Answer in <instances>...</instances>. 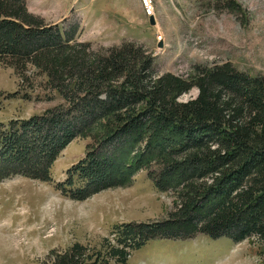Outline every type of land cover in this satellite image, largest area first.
Wrapping results in <instances>:
<instances>
[{"label": "trees", "instance_id": "16d2710c", "mask_svg": "<svg viewBox=\"0 0 264 264\" xmlns=\"http://www.w3.org/2000/svg\"><path fill=\"white\" fill-rule=\"evenodd\" d=\"M79 29L77 22L46 24L25 0H0V64L23 81L43 76L62 100L41 115L0 124V182H50L59 154L77 138H93L56 186L62 195L82 202L146 171L157 190L176 196L166 221L117 226L110 259L126 264L149 242L196 234L264 242V76L229 62L193 67L188 76L159 74L142 44L95 51L78 41ZM193 89L197 95L181 102ZM48 260L43 264L108 263L79 243L51 251Z\"/></svg>", "mask_w": 264, "mask_h": 264}, {"label": "rangeland", "instance_id": "374dc122", "mask_svg": "<svg viewBox=\"0 0 264 264\" xmlns=\"http://www.w3.org/2000/svg\"><path fill=\"white\" fill-rule=\"evenodd\" d=\"M25 1L46 24L79 23L78 41L95 51L123 41L142 44L159 74L188 76L193 67L229 62L252 77L264 76V0H154L151 17L141 0ZM30 74L23 81L0 64V124L62 104L43 76ZM196 95L193 89L180 101ZM94 143L93 138H77L69 144L53 163L50 182L23 177L0 182V264H43L51 251L61 254L76 243L100 253L107 264H119L108 257L117 246L112 235L117 226L168 219L176 196L157 190L146 171L124 187L82 202L56 189ZM126 264H264V242L255 237L239 243L213 240L203 234L156 240L131 251Z\"/></svg>", "mask_w": 264, "mask_h": 264}, {"label": "built area", "instance_id": "2783aa9c", "mask_svg": "<svg viewBox=\"0 0 264 264\" xmlns=\"http://www.w3.org/2000/svg\"><path fill=\"white\" fill-rule=\"evenodd\" d=\"M141 7L146 16L151 17L154 14V0H141Z\"/></svg>", "mask_w": 264, "mask_h": 264}, {"label": "bare ground", "instance_id": "6f19581e", "mask_svg": "<svg viewBox=\"0 0 264 264\" xmlns=\"http://www.w3.org/2000/svg\"><path fill=\"white\" fill-rule=\"evenodd\" d=\"M25 209V208H24ZM25 248V247H24ZM17 254V253H16ZM21 256V255H20Z\"/></svg>", "mask_w": 264, "mask_h": 264}]
</instances>
